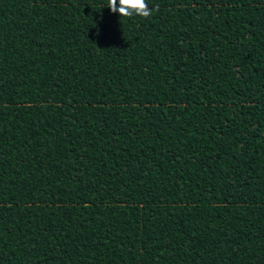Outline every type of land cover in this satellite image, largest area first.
I'll return each instance as SVG.
<instances>
[{"label":"trees","instance_id":"obj_1","mask_svg":"<svg viewBox=\"0 0 264 264\" xmlns=\"http://www.w3.org/2000/svg\"><path fill=\"white\" fill-rule=\"evenodd\" d=\"M0 0V264H264V0Z\"/></svg>","mask_w":264,"mask_h":264},{"label":"clouds","instance_id":"obj_2","mask_svg":"<svg viewBox=\"0 0 264 264\" xmlns=\"http://www.w3.org/2000/svg\"><path fill=\"white\" fill-rule=\"evenodd\" d=\"M107 8L111 13L118 14L119 18H147L153 12L146 0H108Z\"/></svg>","mask_w":264,"mask_h":264}]
</instances>
